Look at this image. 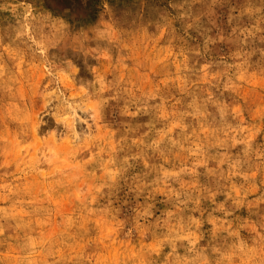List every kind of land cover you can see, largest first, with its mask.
<instances>
[{
  "label": "rangeland",
  "instance_id": "rangeland-1",
  "mask_svg": "<svg viewBox=\"0 0 264 264\" xmlns=\"http://www.w3.org/2000/svg\"><path fill=\"white\" fill-rule=\"evenodd\" d=\"M0 264H264V0H0Z\"/></svg>",
  "mask_w": 264,
  "mask_h": 264
}]
</instances>
